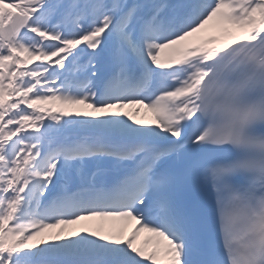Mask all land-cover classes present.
<instances>
[{"label": "snow or ice", "instance_id": "6c2138e0", "mask_svg": "<svg viewBox=\"0 0 264 264\" xmlns=\"http://www.w3.org/2000/svg\"><path fill=\"white\" fill-rule=\"evenodd\" d=\"M0 264H264V0H0Z\"/></svg>", "mask_w": 264, "mask_h": 264}, {"label": "bare ground", "instance_id": "6f19581e", "mask_svg": "<svg viewBox=\"0 0 264 264\" xmlns=\"http://www.w3.org/2000/svg\"><path fill=\"white\" fill-rule=\"evenodd\" d=\"M149 116L151 115V114H148Z\"/></svg>", "mask_w": 264, "mask_h": 264}]
</instances>
